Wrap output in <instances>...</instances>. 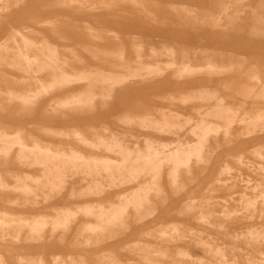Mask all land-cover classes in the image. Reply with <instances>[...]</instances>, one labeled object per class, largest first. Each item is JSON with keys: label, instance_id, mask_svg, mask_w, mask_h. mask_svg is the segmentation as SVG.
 Masks as SVG:
<instances>
[{"label": "rangeland", "instance_id": "obj_1", "mask_svg": "<svg viewBox=\"0 0 264 264\" xmlns=\"http://www.w3.org/2000/svg\"><path fill=\"white\" fill-rule=\"evenodd\" d=\"M136 1L29 0V2L25 4L20 11H15L10 15L9 25L1 28L0 30V32L3 31L0 33V41H5L7 38V31L11 30L12 27L16 28L17 20L18 23L25 26L23 29L22 26L19 27V31L29 39L35 41L36 43H41L44 39H46L49 44L55 46L59 50L61 57H70L69 51L72 48L77 51L78 56L81 59L88 64L96 66L98 63L92 61L90 55L83 49L84 44L90 42L87 37H85L87 36L85 31L86 26L91 25L93 28L98 29V33L105 38L106 42L110 43V40L113 39L107 31L111 30V24H124L123 22H126L127 24H124V27L126 26V29L127 27H131V32H123L119 37L122 40V43L124 42L126 51H128L127 53H129L128 55L131 59H134V51H132L134 50V45L141 46L144 50V55H148L152 49L164 51L166 50L165 48H171L173 46L176 51L177 62H181V56L185 52L187 57L195 64L204 65L206 64V60H203L205 63L203 61L202 63L199 61V63L198 60H200V58H202L205 54L206 56L211 57L210 60L213 59L212 61L214 64L216 63V66L222 68L220 70L222 74H217L219 76L216 75L212 77L201 75L205 76L202 77L204 79H206V77L209 78L206 79V83L202 84L198 82V84H196L197 86L189 85L186 87L176 86L171 88L169 93L173 95L171 96L169 94L170 96L168 95L165 98L156 99L155 101L157 104H149L144 99L142 101H137V104L134 106L135 108L132 109L134 112L132 115L136 117L140 115H147L155 119L162 120L163 115L173 116L174 113H177V115L179 114V116H181L180 118H177V121L180 125L183 124L182 129L181 126L178 128L175 127L176 130L174 128V133L177 135L173 133V136L171 134L169 139H171L174 143L178 141L185 143H187V141L194 142L195 137L191 133V128L193 129L197 123L203 120V118L209 119V117L203 115L212 109L217 101L208 102L195 100L194 102L187 103L184 106L182 102H179L181 96L178 92L187 89H195V87H202L217 91V98L222 99L227 106L234 108L243 106L245 111L241 112V114L239 113L238 117L241 115H246L247 117L254 116L257 112H255L257 109L256 102L249 101L243 103L242 98L238 96V91L241 88L243 81L252 84L255 83L251 82L250 79L248 81V75L251 72V69L256 68V71L259 69L257 72H260L259 75L264 81V41L257 40L248 34L252 23L251 17L253 10L263 0H243L241 1V6L239 7H234L236 5L233 0H219V4L215 6L217 8L214 9V13H212V6L214 5L213 0ZM96 4H99L100 6H97L96 9H90L91 6ZM109 4L112 5L113 10L106 9V6ZM226 6L227 8L228 6H231L229 7L230 9L233 7L236 8V18L239 20L241 27L237 28L238 30L236 29L235 31L228 32L227 34L218 29L212 30L209 26H205L204 28L197 27V29H193V27H186L184 24L180 25L181 21L177 17L178 13H181L182 15L189 12L188 10H192L199 18L205 17L206 21L212 22L214 17L217 18L219 16V12L224 10ZM139 11L153 12L161 21L166 20L169 21L170 24L162 26L160 24L151 23L146 20L147 18L141 17L140 20L135 19L134 14H137ZM241 11L242 13H240ZM232 12L233 11H231V13ZM232 14V16H235L234 12ZM28 18L31 19L28 21ZM20 19H27V21L20 22ZM102 19L109 20L103 24ZM46 21H53L55 23L54 28L57 35L54 36L48 29L42 27L43 22ZM128 23H130V25ZM26 27L30 28V30H24ZM139 28H142L141 32H145L143 34L145 38L142 35L139 37L131 34L135 31H139ZM61 30L63 31V34L68 33V37H71L72 33H79V35L76 36V40L61 41L58 39V35L61 34ZM170 30H178L177 33L179 35H170L169 32L165 34ZM17 39L21 40L19 36ZM175 39H177V41ZM257 52H259V54H254ZM9 62L10 59L7 56H5L4 62L0 61V127H5L9 132H23L25 140L29 143H32L36 137L43 141L45 146L50 145L49 147H51L52 150L56 149L68 152L74 148L80 150L85 155L91 154L89 149L79 145L73 138H63L49 135L46 133V130L43 129L44 123L54 129L70 131L74 129L75 125H77L75 121L77 119H81L77 116H70L67 119H64V117H61V114L56 113V115L53 111L48 113V115L40 113L45 110V107L50 104V100L56 97L57 94L52 95L47 99V101L42 102L33 113L30 111L31 113L28 112L26 114H21L17 110V105L15 103L13 105L5 104V102L3 103L4 99L10 97V94L7 93L9 89L11 91L14 90V96L22 95L21 90H23V84L19 80L27 81L26 77H28L25 73L21 72L22 67L30 65L35 68L40 65L38 63H22L21 68L18 70V68H12L9 65ZM9 76H13L17 79L12 78L13 80H8ZM40 78L44 79L45 82L47 74H42ZM167 79L177 82L171 75H169ZM14 80H16V82ZM17 82H19V84ZM147 92L148 91L143 92L141 90L137 93L139 95H134L133 97H140L137 99L140 100L147 95ZM174 97L178 101H175L176 99ZM181 103L183 105H181ZM199 108L201 112H198ZM47 109L50 110L52 108L48 107ZM164 110L166 111V114ZM248 111H253V113H248ZM126 112L127 111H125V113ZM179 119L181 122H179ZM187 120H191L190 125H185ZM209 121L214 122L216 119L214 120V118H212L211 120L210 118ZM106 122L109 125L110 131L114 134L120 135L121 138L127 141L128 145L132 146L135 142H138L132 139L131 136H141L139 128H128L121 124L114 125L113 114ZM77 127H79L89 139L93 140L94 134L92 133L91 128L99 129L100 123ZM19 128L21 130H19ZM103 130V127H101L98 131L100 134H103ZM239 130L240 127L235 125L230 132V140H228V138L227 141L224 140L223 133L219 135L217 142L211 138L208 143V147L206 148L208 149L207 157L209 164L206 165V163H204V168L202 166L199 168L195 165L196 161L193 159L188 171L183 170V173H180L181 177L177 184H173L167 177V173L170 168L167 166L164 167L162 181L164 187L163 192L159 195V197L152 195V203L147 207V210L149 211L153 209L156 211L154 219L148 220V218H146L145 220L140 221L135 216L134 212L130 211L124 224L116 226L114 228L115 230H109V232L107 230V233L104 234H96L90 231H85L86 224L93 222V220L77 215L76 218H74V222L72 221L65 231H57L52 234V229L49 226L44 232L42 239L34 240L29 234V229L26 228L24 222H22L24 219L32 221L40 214L54 216L59 208H72V210H76V205L86 201H93L89 198L83 199L85 194L83 188L87 184L80 182V178L76 179L74 184L71 183L68 185L61 195H55L48 206L41 207L38 210H32L31 207L15 205L12 203L15 198V193L0 191V217L2 216L4 218H0V236H4L0 238V261H4L6 264H38V262L39 264H41V262L42 264H80L81 261L83 262L81 264H106V262H108L107 264H109V262L113 264H224L213 259L206 253V250L203 247L198 248L196 243L199 242V239L212 243L214 246H219L224 250L226 248L225 252L228 259L236 261L239 259V264L246 263L247 258H260V251L261 253H264V241L260 240L256 245H250L251 241L245 239L244 235L252 228L264 231V206L260 204L256 205L255 208L247 210L241 200L244 197L255 199L257 196H260L261 190L253 189L260 184H264V146H261V148L255 151V153L249 152L247 147H240V141L234 139V136H238L237 134L239 133ZM108 135L109 134L106 136ZM149 136L155 138L156 135ZM182 137L185 140H183ZM167 138L161 137L160 140L163 139L161 141L169 142V139ZM139 144L143 146V140H139ZM214 146H218L219 151L217 155L212 156L210 152ZM15 153L16 152H14L13 156L8 160L0 158V174H2L8 184L12 185L14 183V176L16 177L19 174V176H23V174L27 172L32 173L34 176H40V172H38V170H28L27 168L20 167L19 164L15 163L17 162L14 157ZM223 167H229L231 170L227 175L225 174L220 176V171ZM137 186L138 184L125 187L121 189L122 191L119 190L118 192H115L99 201H111L115 203L120 197V194L128 195ZM71 188L76 190V197H74L75 195H70L72 192ZM146 212L147 211L144 213L143 211L142 215L145 216ZM225 212H229L228 214L230 217L226 216ZM204 216L209 218L208 222L202 221V217ZM5 218L8 219V222ZM210 222L212 223V226ZM5 223L6 225H4ZM9 223H11L12 226H10ZM133 223L142 224L133 227ZM14 224H17L16 228ZM13 228H15V231L12 230ZM50 234L53 236L51 239L49 238L51 237L49 236ZM120 239L126 246L121 248V254L119 256L116 257L106 252L109 246L103 245L110 244L113 241ZM15 240L19 243H16ZM184 249L187 252L189 251V254L191 255V259H188L187 261H181L178 256L179 252L185 251ZM95 250L96 252L102 251L103 254L100 253L96 256ZM114 257H116L115 260ZM197 258H199V260H197ZM117 259H119L118 262L116 261ZM40 260L43 261L40 262Z\"/></svg>", "mask_w": 264, "mask_h": 264}, {"label": "bare ground", "instance_id": "obj_2", "mask_svg": "<svg viewBox=\"0 0 264 264\" xmlns=\"http://www.w3.org/2000/svg\"><path fill=\"white\" fill-rule=\"evenodd\" d=\"M213 1L214 5L212 6V13H214V9L217 8L215 6L219 4V0ZM233 1L236 5L234 7H239L241 6V1L243 0ZM28 2L29 0H0V29L4 26L9 25L10 15L15 11H20L22 7ZM229 7L231 6H228V8ZM91 8L96 9V5L91 6L90 9ZM112 8L113 7L111 4L106 6L107 10H113ZM228 8L226 6L224 10L220 11L219 16L217 18L214 17L212 22L206 21L205 17L199 18L197 14H195L192 10H188L189 12L182 15L181 13H178L177 17L181 21L180 25L184 24L186 27H193V29H197V27L204 28L205 26H209L212 30L218 29L227 34L228 32L235 31L237 28H241L239 20H237L236 18V8ZM231 11L234 12L235 16H232L233 12L231 13ZM240 13H242V11ZM134 15L135 19L140 20L141 17L147 18L146 20L150 21L153 24H160L162 26H167L168 24H170L169 21H161L153 12L139 11ZM251 18L252 23L250 25L248 34L257 40L264 41V0L261 1L253 10ZM54 26L55 23L46 21L43 22L42 27L48 29L54 35H57ZM24 30H30V28L26 27ZM85 31L92 42L98 43L93 48H86L85 46L83 47L84 51H86V53L91 56V59L98 63V65L96 66L86 63L78 56L77 52L73 49L69 51L70 57H61L59 50L55 46L49 44L46 39H44L42 42L40 41L41 43H36L35 41L26 37L18 29H12L5 41L3 40L0 43V61L4 62L5 56L9 57V65L12 68H18V70L21 68L22 63H38L40 65L35 68L31 67L30 65L22 67L21 72L25 73L28 76L26 77L27 81L19 80L23 84V90H21L22 95L14 96V90L11 91L9 89L7 93L10 94H8L10 97L6 96L7 98L3 100V103L5 102V104L8 105H13L15 103L17 105V110L21 114H26L30 111L33 113L35 112L36 108L42 102H44V100H47L52 95L57 94L58 96L54 98L52 102L47 106L52 108L50 110L53 111V113L61 114V117H66L67 115L93 112L96 110L97 106H100L102 109H106L110 106L118 92L125 91L132 86H147L150 84H154L158 81L166 79L169 75H171L178 82H181L183 84H190L199 78L205 77L201 75L213 77L217 74H222L220 72L222 68L216 66V63L214 64V62L212 61L213 59L210 60L211 57L206 56L205 54L202 58H200V60H197L198 62L201 61V63L203 60H206V64L197 65L187 57L185 52L181 56V62H177L176 51L173 46H170L171 48H165L166 50L164 51L152 49L148 55H144V50L142 49V47L139 45H134V50H132L134 51V59H131L127 55L124 44L119 41L117 35L112 38L113 40H110L112 43H108L106 42L105 38H103L92 26L87 25ZM18 36L19 38H21V40L17 39ZM255 69H251V72L248 75V81L250 79L251 82L255 83L252 84L243 81V84L238 91V96L242 98L243 103L249 101L256 102L257 109L255 110V112H257H254L255 114L253 117H247L245 115L246 113L244 114L245 116L241 115L240 117H238L239 113L241 114V112L245 111L243 109V106L234 108L225 105L222 99L217 98V91H214L212 89L201 87L198 89H187L178 92V94L181 96L179 102H182L184 106L185 104L190 102L192 103L195 100L208 102L217 101L212 109H210L207 113H205V115H203L209 117V119L211 118V120L212 118H214V120L216 119V121L211 122L209 121V119L203 118V120L197 123L193 129L191 128V133L195 137L194 142H188L186 140L187 143L182 141H178L175 143H164L152 137H143V146L139 144L140 138L134 139L138 142H135L131 146L128 145L127 141H125L119 135L110 132L107 137L95 133L94 139L91 140L85 134H83L80 129V131H72L73 133L71 135H68L64 134L62 131H57V129L53 130L46 128V133L49 135L63 138L71 137L78 144L88 148L91 151V155L86 156L85 154L74 148L68 152L64 150H52V148L49 147L50 145L45 146L44 142L37 139H34L33 142L31 141L32 143L30 144L25 140V135L23 134V132H9L8 129L1 126L0 158L8 160L13 156V153L16 152L14 154V157L17 162H14L19 164L20 167L27 168L28 170H38V172H40V176H34L30 172L24 173L23 176H19V174L16 177L14 176L15 181L12 185H10L3 178L2 174H0V191L15 193V198L12 202L15 205L31 207L32 210H38L41 207L48 206L55 195H61L64 189L68 185H70L71 182L72 184H74L76 179L80 178V182H84L87 184L83 188L85 193L83 199L89 198L93 201H86L84 203L76 205V210H72V208H59L54 216L40 214L32 221H28L27 219H24L25 221H22L24 222L25 227L29 229V234L34 240L42 239L44 232L49 226L52 229V234L57 231H65L67 227L72 223V221L74 222V218H76L77 215H81L87 219H92L93 222H89L86 224L85 231H90L96 234L107 233V230L108 232L109 230L112 231L116 226L124 224L125 219L127 218L130 211L134 212L135 216L140 221H143L146 218H148V220H152L155 218L156 211L154 209L149 211L147 210V207L152 203V195L159 197V195H161L163 192L164 187L162 181L164 167L167 166L170 168L167 173V177L173 184H177L181 177L180 173L183 170L188 171L193 159H195V165L199 168L200 166L203 167L204 163H206V165L209 164V160L207 157L208 149L206 148L208 147V143L210 142L211 138L214 139L215 142H217L219 135L223 133L224 140L227 141L228 138V140H230L229 135H231L230 132L235 125H238L240 127L239 133L237 134L238 136H234L235 140L244 142L257 138H264V81L259 75L260 72H257L259 71V69L257 71ZM42 74H47L45 82L44 79L40 78ZM12 78L17 79L13 76H9L8 80ZM14 81L16 82V80ZM17 83L19 84V82ZM175 101L178 100L176 99ZM182 103L181 105H183ZM45 109L46 111H44L47 113L49 109H47L46 107ZM198 112H201L200 108ZM249 112L251 111H248V113ZM251 113H253V111ZM180 117L181 116H179V114L177 115V113H174L173 116L163 115L162 120L147 116L146 119H144L143 117L137 120L128 119L124 123L130 127L137 126L144 131L155 132L161 137L170 138V135L172 134L173 136V133L176 130L175 127L178 128L179 126H181L182 129L183 124L180 125L177 121V118ZM190 121H185V125H190ZM179 122H181L180 119ZM104 128L106 127L104 126ZM19 130L21 129L19 128ZM93 130L95 129L93 128ZM68 132L69 131H67V133ZM218 151L219 147L214 146L212 147L210 154L212 156H215L218 154ZM230 170L231 169L229 167H223L220 171V176H223L225 174L227 175L228 173H230ZM137 184L138 186L134 188L129 194L127 193L128 195L120 194V197L118 196L119 198L115 203L111 201H99L125 187ZM253 190H261L260 196H257L255 199L244 197L241 200L242 204L245 205L244 207L247 210L250 208H255L256 205L260 204L264 206V184L258 185ZM75 194L76 190L72 189L70 195L74 196ZM74 197H76V195ZM143 211L144 213L145 211H147L145 216L142 215ZM228 213L229 212H225V215L229 216ZM0 218L4 219L2 216ZM6 220L8 222V219ZM208 220V217H202L203 222H208ZM19 222L21 223L20 220ZM6 223L4 225H6ZM11 223H9L10 226H12ZM210 224L212 226L211 222ZM15 228H13L12 230L15 231ZM49 236H51V234ZM1 237L4 236H0V238ZM52 237L53 236L49 238L51 239ZM244 237L245 239L251 241L250 245H256L258 241H264V231H261V229L259 230L252 228L250 231H248L247 234L244 235ZM17 242L18 241H16V243ZM196 246L198 248L203 247L206 250L207 254H209L213 259L217 260L220 263L239 264V259L237 261L228 259L225 252L226 248L224 250L219 246H214L212 243L205 242L201 239H199V242L196 243ZM260 254V258H247V261L244 264H264V253H261L260 251ZM178 256L181 261H187L188 259H191L189 251L187 252L186 250L179 252ZM115 258L116 257H114V260ZM118 260L119 259H117L116 261L118 262ZM197 260H199V258H197ZM41 261L43 260H40V262ZM81 263L83 262L81 261L80 264ZM107 263L108 262H106V264ZM110 263L111 262H109V264ZM0 264L6 263L4 261H0Z\"/></svg>", "mask_w": 264, "mask_h": 264}, {"label": "crops", "instance_id": "obj_3", "mask_svg": "<svg viewBox=\"0 0 264 264\" xmlns=\"http://www.w3.org/2000/svg\"><path fill=\"white\" fill-rule=\"evenodd\" d=\"M62 1H65V0H62ZM97 6H100L99 4L97 5L96 4V7ZM31 18H28V21L30 20ZM109 19H106V20H103L102 19V23L103 24H105L107 21H108ZM20 22H24V21H27V19H20L19 20ZM53 22V21H52ZM54 23V22H53ZM120 23H122V22H120ZM124 24H127L126 22H123ZM124 24H111L112 25V27H110V31H107L108 33H110L111 34V36H112V38L115 36V35H117V37L119 38V41L120 42H122V40L120 39V34L121 33H123V32H126V31H129V32H131V27H127V29H126V26L124 27ZM129 25H130V23H128ZM16 28H13L12 27V29H18L19 30V27H21L22 26V29L25 27V26H23L22 24H20V23H18L17 22V20H16ZM91 26V25H90ZM5 27V26H4ZM7 27V26H6ZM87 27V26H86ZM3 28V27H2ZM12 29L11 30H9V31H7V36L9 35V33L12 31ZM86 29V28H85ZM95 29V28H94ZM1 30V29H0ZM98 32H99V30L98 29H96ZM141 30H142V28H139V31H135V32H137V33H131V34H134V35H136V36H139V37H141V35L144 37V33L145 32H141ZM178 31V30H177ZM177 31H172V30H170V31H167L165 34H167L168 32H169V34L170 35H175L176 36V34L177 35H179L178 33H177ZM1 32H3V31H1ZM0 32V33H1ZM61 32V34L60 35H58V39H60L61 41H70V40H76V36L77 35H79V33H75V34H71V37H68L67 35H68V33H65V34H63V31L61 30L60 31ZM146 32H147V30H146ZM53 34V33H52ZM159 34V33H158ZM54 35V34H53ZM56 35V34H55ZM54 35V36H55ZM78 37H80V36H78ZM77 37V38H78ZM85 37H87V39L90 41V42H87L86 44H84V46L86 47V48H93V47H95V45L96 44H98V43H95V42H92L91 41V39L88 37V36H85ZM145 38V37H144ZM176 41H177V39H175ZM2 41H0V43H1ZM123 44H124V42H123ZM125 46V45H124ZM72 49V48H71ZM125 49H126V47H125ZM76 51V50H75ZM77 52V51H76ZM126 52H128V51H126ZM78 54V53H77ZM129 53H127V55H128ZM254 54H259V52H257V53H254ZM129 56V55H128ZM66 57H68V56H66ZM91 57V56H90ZM92 61H94L93 59H92ZM94 62H96V61H94ZM87 63V62H86ZM97 63V62H96ZM91 65V64H90ZM168 78V77H167ZM164 79V80H161V81H158V82H156V83H154V84H150V85H147V86H132L131 88H129V89H127V90H125V91H120V92H118V94L116 95V97L114 98V100L112 101V103L110 104V106L108 107V108H106V109H102L100 106H97V108H96V110L95 111H93V112H87V113H84V114H76V115H67L66 117H64V119H67L68 117H80L81 119H77L76 121H75V123L78 125V126H85V125H88V124H94V123H96V124H98V123H100V128L101 127H103L104 128V126L106 127V128H104V130H103V134H105V135H103V134H100V132L98 131L99 129H97V128H94L95 130H93V128H91L92 130L91 131H93V134H99V135H101V136H104V137H107L106 135L107 134H110V133H112L111 131H110V129L108 130V127H109V125H108V123L106 122L109 118H110V116H112V114H113V117H114V125H117V124H121V125H127V124H125L124 122L126 121V120H128V119H134V120H137V119H141V117H143L144 119H146V117H147V115H140V116H134V115H132L134 112L132 111V109H134L135 107V105L137 104V101H142L143 99L144 100H146V102L147 103H149V104H155L156 103V99H159V98H165V97H167L170 93V91H171V88H173V87H176V86H183V87H186V86H189V85H195V86H197L196 84H198V82L199 83H206V79H209V78H206V79H204V78H199V79H197L196 81H194L193 83H190V84H183V83H181V82H178L176 79V81L177 82H173L172 80H168V79ZM177 83V84H176ZM137 89H139V90H137ZM195 89H198V87H195ZM143 91V92H145V91H148L147 92V95L146 96H144L143 98H141L140 100H137L138 98H140V97H137V98H134L133 96L134 95H139V94H137V93H139L140 91ZM175 94V93H174ZM171 96L173 95V94H170ZM169 95V96H170ZM58 95H56V97H57ZM163 96V97H162ZM56 97H54V98H56ZM53 98V99H54ZM52 99V100H53ZM52 100H50L51 102H52ZM44 101H47V100H44ZM50 102V103H51ZM157 104V103H156ZM46 108H48V106L46 107ZM102 109V110H101ZM123 110H125V111H127L126 113H125V111H123ZM45 111H46V109H45ZM45 111H43V112H40V113H44L45 115H48V113H50V112H52L51 110H48V112L46 113ZM106 112V113H105ZM132 112V113H131ZM124 114V115H123ZM148 117H150V116H148ZM121 118V119H120ZM118 120H119V122H118ZM122 121V123H121V121ZM77 125H75V126H77ZM74 126V129L73 130H67V131H69L68 133H67V131L66 130H61V129H57V131H62L64 134H68V135H71L74 131H80L81 129L79 128V127H75ZM126 127H130V126H126ZM132 127H134V126H132ZM132 127H130V128H132ZM136 128H139V127H137V126H135ZM134 127V128H135ZM43 128L45 129V130H47V129H53V130H56V129H54V128H51L50 126H48V124H44L43 123ZM47 128V129H46ZM78 129V130H77ZM80 129V130H79ZM139 130H140V132H141V136H131V137H133V139H139V140H142L143 139V137H151V136H149V135H156L155 136V139H158V140H160V138H161V136H159L157 133H155V132H150V131H144V130H142L141 128H139ZM66 131V132H65ZM73 131V132H72ZM96 131V132H95ZM71 132V133H70ZM81 132L84 134V132L81 130ZM110 132V133H109ZM114 134V133H113ZM117 135V134H116ZM120 136V135H119ZM123 137H126V136H123ZM160 137V138H159ZM163 138H165V137H163ZM167 138V137H166ZM34 139H37V140H39V141H41L40 139H38V138H34ZM167 139H169V138H167ZM161 140H163V139H161ZM160 140V141H161ZM28 142V141H27ZM43 142V141H42ZM161 142H164V143H170V142H173V141H171V139H169V142H165V141H161ZM240 147H247V149H248V151L249 152H255V151H257V150H259L260 148H261V146H264V138H262V139H260V138H257V139H253V140H249V141H240ZM31 144V143H30ZM80 145V144H79ZM82 146V145H81ZM82 147H84V146H82ZM84 148H86V147H84ZM88 149V148H87ZM78 150V149H77ZM80 151V150H79ZM81 152V151H80ZM91 152V151H90ZM91 154H89V155H86V156H90ZM72 183V182H71ZM142 223H133L132 224V226L133 227H135V226H139V225H141ZM103 246H109V248L106 250V252H108V253H110V255L112 254L113 256H119L120 254H121V248L123 247V246H126L125 244H123V242H121V239L120 240H115V241H113L112 243H110V244H105V245H103ZM101 247V246H100ZM103 254V252L102 251H98V252H96V250H95V255L96 256H98L99 254Z\"/></svg>", "mask_w": 264, "mask_h": 264}]
</instances>
